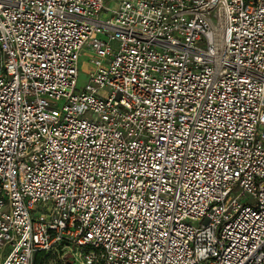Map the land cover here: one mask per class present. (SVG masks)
I'll return each instance as SVG.
<instances>
[{
  "label": "built area",
  "instance_id": "built-area-1",
  "mask_svg": "<svg viewBox=\"0 0 264 264\" xmlns=\"http://www.w3.org/2000/svg\"><path fill=\"white\" fill-rule=\"evenodd\" d=\"M39 254L264 264V0H0V264Z\"/></svg>",
  "mask_w": 264,
  "mask_h": 264
},
{
  "label": "rangeland",
  "instance_id": "rangeland-1",
  "mask_svg": "<svg viewBox=\"0 0 264 264\" xmlns=\"http://www.w3.org/2000/svg\"><path fill=\"white\" fill-rule=\"evenodd\" d=\"M109 6L112 10L116 9V3L115 2H112V3L110 2ZM103 19H106V18L103 17ZM89 66H90L89 63L82 58L80 61V69H84L85 67L88 68ZM86 77L87 76H85V74H83L81 72V75H80V84L81 85L87 81ZM58 258H59L58 256H54V257L49 256L48 258H45V259L41 258L38 263L36 262L37 260L35 258L34 264H36V263L37 264H61Z\"/></svg>",
  "mask_w": 264,
  "mask_h": 264
},
{
  "label": "trees",
  "instance_id": "trees-1",
  "mask_svg": "<svg viewBox=\"0 0 264 264\" xmlns=\"http://www.w3.org/2000/svg\"><path fill=\"white\" fill-rule=\"evenodd\" d=\"M41 257H42L41 254H39V255L36 256V260H37L36 262H37V263L39 262V260L41 259ZM37 263H36V264H37Z\"/></svg>",
  "mask_w": 264,
  "mask_h": 264
}]
</instances>
